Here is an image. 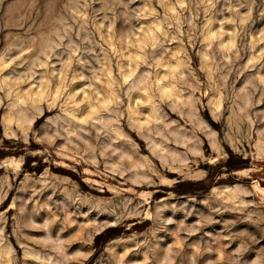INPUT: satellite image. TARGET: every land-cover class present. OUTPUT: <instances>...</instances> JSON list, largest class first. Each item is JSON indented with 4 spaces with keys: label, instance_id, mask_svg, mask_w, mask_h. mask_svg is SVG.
Instances as JSON below:
<instances>
[{
    "label": "rangeland",
    "instance_id": "obj_1",
    "mask_svg": "<svg viewBox=\"0 0 264 264\" xmlns=\"http://www.w3.org/2000/svg\"><path fill=\"white\" fill-rule=\"evenodd\" d=\"M2 251L264 264V0H0Z\"/></svg>",
    "mask_w": 264,
    "mask_h": 264
},
{
    "label": "bare ground",
    "instance_id": "obj_2",
    "mask_svg": "<svg viewBox=\"0 0 264 264\" xmlns=\"http://www.w3.org/2000/svg\"><path fill=\"white\" fill-rule=\"evenodd\" d=\"M132 60H134V59H132ZM131 60V61H132ZM136 61V60H135ZM176 62H177V60H175ZM175 61H173V62H175ZM175 62V64L173 65L172 64V66H168V69L170 70V72L172 73L175 69L176 70H178L177 68H178V66H179V64L178 63H176ZM178 62H180V61H178ZM178 65V66H177ZM135 68H136V66H133L129 71H127V72H123L124 74H122V77H123V79H124V81H128V79L129 78H131V76L133 75V73L135 72ZM176 70H175V72H176ZM167 74V73H166ZM173 74V73H172ZM163 77V76H162ZM164 78H166V76H164ZM161 80V81H160ZM158 82H159V84H158ZM167 83V82H166ZM166 83H164L163 82V79H161V78H157V84H158V86H159V89L161 90V92L168 98V97H171V96H173V99H171V108H173L174 110L177 108L176 107V105L177 104H179L178 102H180L181 103V97H180V95H178V94H174V93H172L173 91L171 90V88H169L170 86L168 85V84H166ZM137 85V84H136ZM135 89H138V90H141V91H147V89L145 88V87H138V86H135ZM143 89V90H142ZM101 91V90H100ZM104 93V92H103ZM111 94V93H110ZM107 95H108V93H107ZM109 96V95H108ZM113 96V95H112ZM112 96H110V97H103V99H101V102H99L100 103V105L98 104V107L99 106H101V107H103V109H106V110H109V109H111V107H109V103L112 101V102H114V103H116L114 100H113V98H112ZM95 97H97V96H95ZM115 97V96H114ZM96 99V98H95ZM97 100V99H96ZM99 100V99H98ZM138 100H140V96H139V94L138 93H134L132 96H130V102H131V104H130V112H129V116H130V121H131V123H132V125L135 127V128H137L139 131H142V132H140V134H142V135H144L145 133L146 134H148V132H150L151 130H152V127L151 126H149L148 124H149V121L148 120H146L145 122L144 121H140L139 120V116H137V113H138V111H137V107L139 106L138 105ZM147 102V101H149V99L148 98H146V99H144L143 100V102ZM98 102V101H97ZM113 103V104H114ZM96 105H97V103H95ZM176 104V105H175ZM183 104V103H182ZM181 104V105H182ZM185 105V104H184ZM95 106V105H94ZM94 106H93V110H98V107L96 106L95 108H94ZM187 106V105H186ZM185 106V107H186ZM91 107V106H90ZM217 107V106H216ZM151 109V108H150ZM149 109V110H150ZM153 109V108H152ZM93 110H90V111H92L93 112ZM154 110V109H153ZM176 110H178V109H176ZM99 111V110H98ZM92 112H90V113H92ZM152 112V111H151ZM90 113H88L90 116H91V114ZM153 113V112H152ZM152 113H149V116H152ZM93 114V113H92ZM139 114V113H138ZM88 115V116H89ZM152 119H153V117H152ZM134 122V123H133ZM146 137V136H145ZM147 137H148V139H149V141H150V139H153V138H150V135L148 134L147 135ZM146 137V138H147ZM214 144H215V142H213V147H214ZM167 151V150H166ZM169 153V152H168ZM158 155V154H157ZM159 158H161V159H164L166 156H165V151L163 150V148H161V153H159ZM163 161V160H162ZM135 167V169L134 170H132V174H134L136 177H133V178H136L137 179V176H139L138 174H140V173H142V169L140 168V167H138V166H134ZM137 168V169H136ZM143 173H145V172H143ZM142 177H144V176H142ZM137 180H140V179H137ZM136 181V180H135ZM223 187V189L224 190H222L224 193H222V194H225V196H226V198H230L231 199V197H233L234 196V194H233V196H232V191L230 192V190H229V188L228 187H224V186H222ZM216 189V188H215ZM233 190V189H232ZM218 191V190H217ZM221 191V192H222ZM220 191H218L217 193H221ZM216 193V194H217ZM235 199V198H234ZM11 207V206H10ZM6 253H8V251L6 252ZM2 255H4V252L2 251L1 253H0V256H2ZM6 255V254H5ZM5 257V256H4ZM40 260H41V258H40ZM42 261V260H41Z\"/></svg>",
    "mask_w": 264,
    "mask_h": 264
}]
</instances>
